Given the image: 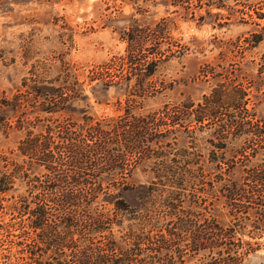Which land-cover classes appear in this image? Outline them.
<instances>
[{
  "label": "rangeland",
  "instance_id": "obj_1",
  "mask_svg": "<svg viewBox=\"0 0 264 264\" xmlns=\"http://www.w3.org/2000/svg\"><path fill=\"white\" fill-rule=\"evenodd\" d=\"M244 1L227 0L221 12L230 14L231 21L218 27L223 19L214 25L198 21L204 9H195L192 19L180 5L164 0H0V99L13 102L21 94L22 102L18 108L0 105V177L10 188L0 192V264L70 260V250L65 249L67 257L58 255L56 245H47L50 238L30 228L31 216L21 208H33L36 196L53 194L46 182L61 177L69 183H60L56 194L96 196L98 211L116 217V239L138 222L115 208L117 200L137 215L149 207L153 264H161L166 255L176 264H222L234 255L237 264H264V150L251 157L245 135L228 139L219 150L210 143L221 145L211 131L164 134L163 127L154 129L187 101L193 104L186 111L191 115L222 81L227 90L231 83L242 88L246 108L264 121V17L255 14L264 12V0H249L251 7H244ZM253 32L262 36L255 46L249 44ZM130 34L135 42H129ZM157 48L166 59L140 85L135 74L148 72ZM128 53L138 59L126 61ZM122 70L132 74L128 87L124 81L108 89L98 83L120 80ZM38 85L61 95L33 99L29 88ZM131 126L156 130L159 137L145 141ZM33 136L52 152V165L62 172L37 165L31 152H20V142ZM71 144L92 156L75 164ZM182 149L193 161L182 178L176 177L184 180L155 177L168 174L164 166L184 172L171 160ZM114 160L121 169L110 167ZM151 182L156 190L153 206H147L139 194ZM160 237L168 249L159 251ZM119 243L129 246L132 240L123 237ZM35 245L37 252L30 254Z\"/></svg>",
  "mask_w": 264,
  "mask_h": 264
},
{
  "label": "trees",
  "instance_id": "obj_2",
  "mask_svg": "<svg viewBox=\"0 0 264 264\" xmlns=\"http://www.w3.org/2000/svg\"><path fill=\"white\" fill-rule=\"evenodd\" d=\"M164 1L165 3L170 5H180V7H182L183 9V13L187 16L189 15L192 19H195V9H204L205 13L199 14L197 18L198 21L202 23L208 22L214 25L216 21H219V19H223V22H217V24H215V26L222 27L224 25H228L231 21L230 14L224 15L221 12L222 9H226V7L229 6L227 5V0ZM250 3L251 2L249 0H245L242 5L244 7H251ZM213 9L216 10L213 12ZM255 14L258 18L264 17V12H257L255 10ZM208 18L209 20H207ZM240 19V21H245L244 17H241ZM130 35L128 36L129 42H135V40H137V37L133 34ZM261 39L262 36L260 34H258L257 32H253L251 33V43L249 42V44L251 46H255ZM155 40H157V38H155ZM136 52L139 53L138 50ZM153 53L156 55V57L154 58L153 62H149V66H146L148 68V72H136L135 74V77H140L141 79L140 85H142L141 82L143 80L148 79L146 78V76L150 77L149 75L152 76L153 73L156 72L155 69L158 62L166 59L164 57V52H161L159 48L153 50ZM130 57L132 58V60H134L135 57L137 58V55L128 53L125 57L126 61H128ZM123 60L124 59H122V61ZM122 71H124V74L120 72V80H102L98 83H100L103 88L108 89L113 86H118L120 85V81H124L125 86L128 87V81L131 79L132 74L130 71ZM29 90L30 91L25 90V92L28 91V93H31L33 99L35 98V96L41 95L47 96L49 98H51L53 95H61V92L50 86H32L29 88ZM20 95L21 94H15V100L13 102L7 100L6 98H2L0 99V105L10 106L13 108L21 107L22 102L20 101ZM244 95V90H242V88L240 87H236V85H233L232 83L229 84V90H227L225 82L222 81L221 84H218V88L212 90L210 97L204 96V104L198 103L196 108L191 109V115H189L186 111L190 109L193 104H188L187 101L186 104H181L179 112L175 114L176 116H167L165 120H161L159 123H156L154 125V129H162L161 127H163L164 134L174 133L177 130H184L186 132H194L196 129L198 130V132L211 131V134L214 136V138L218 139L221 142V145H217V142L214 144L212 140H210V143L214 147H217L219 150L226 147L228 139L232 140L245 135L246 137H249V139H247L250 143L247 144L248 149L250 150L249 154L251 155V157H255L259 152L264 150V121L256 118L254 112L246 108V100L244 99ZM54 103L57 104L58 102ZM0 123H2L1 120ZM191 124L194 125L193 128H190ZM4 125L10 126L8 122H5ZM131 127L134 129L135 136L137 135V137H139L140 139H144L145 141H152L159 137V133L156 130L152 132L144 126H135V128L134 126ZM31 135L32 132L29 131L28 136ZM37 136L28 138L26 141L22 140L20 142V152L23 155H25L26 153L29 154V152H31V155L37 161V165L46 163L48 169L55 172H62L61 170H59V168L53 167L52 164L55 161L51 160L54 158L52 152L48 148L40 147L41 144H39L40 142ZM65 139H67V137ZM70 139L73 138L70 137ZM106 139L108 138L106 137ZM104 141L102 143H104ZM24 143H26V147L24 146L21 148V145L23 146ZM71 145L74 148H70L71 150L69 149V151H71V160H73L75 164L80 163V160H85L86 162V160H89V158L92 156L90 150H87V153H85V147L76 144ZM99 149H102V152L106 150L105 147L101 145H99ZM115 151L117 153V156L118 154L122 155L120 152H122L123 150L116 149ZM213 151L214 150H212V153H214ZM244 154L246 155V153ZM244 154L242 155L245 156ZM188 155V151L182 149L180 153L176 154L177 157L174 156L171 158V160L177 165H183L184 172H174V170H171L170 166V169L164 166L166 168L165 173L168 172V174H156L155 177L164 176L165 180L168 182L183 181L184 179L181 178L187 171L186 166H188L190 163H193V161L188 159ZM223 159L224 158L222 157V162ZM114 162H116V160H114L110 164L111 168H122V166H119L118 163L113 164ZM220 162L221 161L218 160L217 165L221 169V166L219 164ZM260 165L262 166V163ZM177 168L179 167L177 166ZM221 172L222 171H220V174ZM167 175L170 177H166ZM4 180L5 176L4 178L1 176L0 192H6L10 189L8 188L7 183ZM72 181L82 184V182H78L75 179H73ZM46 183H48L46 184L48 185L47 187L54 191V193L47 195L48 197L43 196L42 199L36 196V200L33 201V203L35 204L33 208L29 209L26 204H23V206H21V208H23L24 210L22 213H28V215L31 216V219L29 220L30 228L35 232L39 229L41 231V236L39 235L40 238H50L47 245H56V253L58 255H61L62 257H67L65 254V249L70 250L71 258L70 260H66L65 258L62 260L61 258H56V261L53 262H45L33 258L32 260H30L29 264H153L154 256L152 253L156 248L152 246L153 238L150 232H152L153 230V218L150 211L151 209H149V207L144 208L146 210L144 214L137 215L133 207H129L128 205L126 206L121 200H117L114 204L115 208L119 211L127 213L128 216H130L131 220L135 222L137 220L138 222H136L135 226H133V224L128 226L127 230L123 231V233H120L118 235L119 238L116 239V237L114 236V226L116 224L114 222V218L116 217H111L107 213L98 211V209L95 207L96 196L88 197L86 193L84 194L81 192H67L56 194L57 188H61L60 183H63L65 185L69 183L67 179L63 180L62 177L56 180L53 179V181H49ZM120 185L122 189H128V185L124 184V182H121ZM131 188L133 187L131 186ZM155 190L156 189L153 188V182H151L150 185L144 186V189L139 194V199L144 200L147 206L148 204L153 206V192ZM175 198L177 199L178 197ZM45 200L46 202H51L54 206H47V204L44 202ZM51 209L57 210L56 213H51ZM222 229L223 228H220V230ZM74 234L78 235V238L75 241L73 239ZM123 237L132 240V243L129 246H122V244L119 243V240L123 239ZM96 238L100 239L96 240ZM66 240L69 241L67 242ZM159 242L161 244L160 246H158L159 251L168 249V246L165 244V240L163 237H160ZM37 250L38 246L35 245L32 250H30V254H34L35 252H37ZM230 251H232V249ZM238 259L239 257L234 255L225 260L222 264H237ZM160 263L176 264L173 258H171L170 256L168 257L167 255L163 258H160Z\"/></svg>",
  "mask_w": 264,
  "mask_h": 264
}]
</instances>
